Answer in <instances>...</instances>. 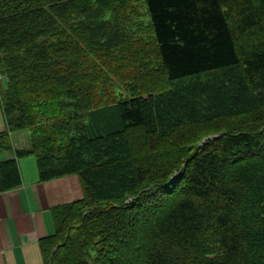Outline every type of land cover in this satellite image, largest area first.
Listing matches in <instances>:
<instances>
[{
	"label": "trees",
	"instance_id": "trees-1",
	"mask_svg": "<svg viewBox=\"0 0 264 264\" xmlns=\"http://www.w3.org/2000/svg\"><path fill=\"white\" fill-rule=\"evenodd\" d=\"M0 75V192L83 187L45 264H264V0H0Z\"/></svg>",
	"mask_w": 264,
	"mask_h": 264
},
{
	"label": "crops",
	"instance_id": "crops-1",
	"mask_svg": "<svg viewBox=\"0 0 264 264\" xmlns=\"http://www.w3.org/2000/svg\"><path fill=\"white\" fill-rule=\"evenodd\" d=\"M5 131L9 124L0 107V133ZM10 133L14 147L0 150V159L14 157L17 148L30 144L28 135L18 140L19 131ZM18 162L22 185L0 192V264H45L50 252L45 241L56 232L54 209L83 197L81 179L71 174L43 181L35 156Z\"/></svg>",
	"mask_w": 264,
	"mask_h": 264
},
{
	"label": "rangeland",
	"instance_id": "rangeland-1",
	"mask_svg": "<svg viewBox=\"0 0 264 264\" xmlns=\"http://www.w3.org/2000/svg\"><path fill=\"white\" fill-rule=\"evenodd\" d=\"M15 131H19V133L20 134H18L17 136H16V138L18 139V140H21V139H23V137L25 136V135H28L29 136V142H30V132L28 131V130H26V129H21V130H15ZM26 133V134H25ZM18 140H17V142H18ZM30 146V144L28 145V146H26L25 148H28ZM23 148V147H22ZM18 149H20V147L18 148ZM34 157V156H33Z\"/></svg>",
	"mask_w": 264,
	"mask_h": 264
},
{
	"label": "water",
	"instance_id": "water-1",
	"mask_svg": "<svg viewBox=\"0 0 264 264\" xmlns=\"http://www.w3.org/2000/svg\"><path fill=\"white\" fill-rule=\"evenodd\" d=\"M219 136H220V134H212V135H209V136L203 141V143L209 141V140L212 139V138H217V137H219ZM130 200H132V199H129V201H130ZM57 249H58V246H56V247L54 248L53 253H55Z\"/></svg>",
	"mask_w": 264,
	"mask_h": 264
},
{
	"label": "built area",
	"instance_id": "built-area-1",
	"mask_svg": "<svg viewBox=\"0 0 264 264\" xmlns=\"http://www.w3.org/2000/svg\"><path fill=\"white\" fill-rule=\"evenodd\" d=\"M4 77V75H0V79H2Z\"/></svg>",
	"mask_w": 264,
	"mask_h": 264
}]
</instances>
